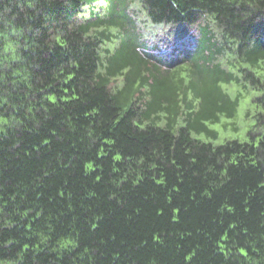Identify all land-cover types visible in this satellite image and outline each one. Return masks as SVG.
<instances>
[{"label":"trees","instance_id":"1","mask_svg":"<svg viewBox=\"0 0 264 264\" xmlns=\"http://www.w3.org/2000/svg\"><path fill=\"white\" fill-rule=\"evenodd\" d=\"M0 264H264V0H0Z\"/></svg>","mask_w":264,"mask_h":264},{"label":"rangeland","instance_id":"2","mask_svg":"<svg viewBox=\"0 0 264 264\" xmlns=\"http://www.w3.org/2000/svg\"><path fill=\"white\" fill-rule=\"evenodd\" d=\"M227 90L234 95L233 90L235 89L236 85L234 84H228L225 85ZM235 92V91H234ZM246 99V100H245ZM248 96H246L240 104L237 116L235 118V121H237L238 125H239V130L235 131L232 127H228L227 129H224V134L231 136V137H239L242 140H248L250 137L248 135V131L253 123V119L248 118L245 116V108H246V102H247ZM216 126V125H214ZM218 129H220L221 131L223 130V127L218 126ZM222 137V136H221Z\"/></svg>","mask_w":264,"mask_h":264}]
</instances>
